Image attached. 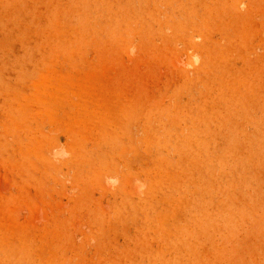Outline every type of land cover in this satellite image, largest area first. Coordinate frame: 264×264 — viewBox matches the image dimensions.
I'll list each match as a JSON object with an SVG mask.
<instances>
[{"label":"rangeland","instance_id":"obj_1","mask_svg":"<svg viewBox=\"0 0 264 264\" xmlns=\"http://www.w3.org/2000/svg\"><path fill=\"white\" fill-rule=\"evenodd\" d=\"M0 264H264V0H0Z\"/></svg>","mask_w":264,"mask_h":264}]
</instances>
